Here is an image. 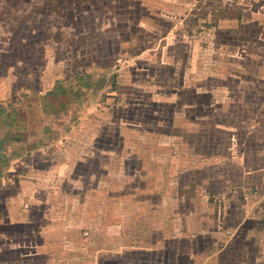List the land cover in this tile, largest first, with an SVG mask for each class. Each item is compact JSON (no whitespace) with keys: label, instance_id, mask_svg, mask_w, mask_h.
<instances>
[{"label":"rangeland","instance_id":"rangeland-1","mask_svg":"<svg viewBox=\"0 0 264 264\" xmlns=\"http://www.w3.org/2000/svg\"><path fill=\"white\" fill-rule=\"evenodd\" d=\"M0 134V264H264V0H0Z\"/></svg>","mask_w":264,"mask_h":264},{"label":"crops","instance_id":"crops-1","mask_svg":"<svg viewBox=\"0 0 264 264\" xmlns=\"http://www.w3.org/2000/svg\"><path fill=\"white\" fill-rule=\"evenodd\" d=\"M10 129V128H8ZM4 136H2V134H0V187H1V179L3 178V176L1 175V172H2V164L5 163V160H8V155H10V151L9 149H11V145H12V141H10L9 144L10 146H3V143L4 142ZM7 157V158H5ZM22 183V182H21ZM2 191L0 190V256H1V246H2V241H1V238H2V226L3 225H6V224H10L9 226L12 225H15L17 224V219L13 217L12 219V216H16L18 214H22L23 212L22 211H25L26 213L28 212L27 210H30L32 207H29L28 205L27 206H24V207H21V208H16L15 206H10V204H12L15 200L18 198V199H23V196L19 197L18 194H12L11 192H8L6 193L5 197L2 198ZM5 199L6 203H2V200ZM19 222V221H18ZM23 224V222H21ZM25 225H28V223H24Z\"/></svg>","mask_w":264,"mask_h":264}]
</instances>
